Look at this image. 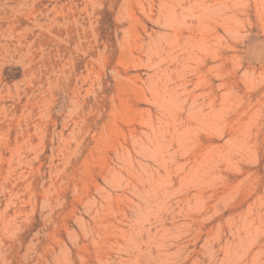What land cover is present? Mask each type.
<instances>
[{"label":"rangeland","instance_id":"obj_1","mask_svg":"<svg viewBox=\"0 0 264 264\" xmlns=\"http://www.w3.org/2000/svg\"><path fill=\"white\" fill-rule=\"evenodd\" d=\"M0 264H264V0H0Z\"/></svg>","mask_w":264,"mask_h":264},{"label":"bare ground","instance_id":"obj_2","mask_svg":"<svg viewBox=\"0 0 264 264\" xmlns=\"http://www.w3.org/2000/svg\"><path fill=\"white\" fill-rule=\"evenodd\" d=\"M227 10V9H226Z\"/></svg>","mask_w":264,"mask_h":264}]
</instances>
